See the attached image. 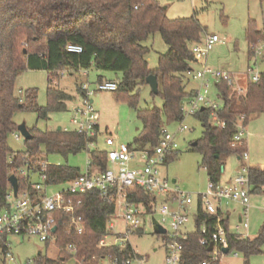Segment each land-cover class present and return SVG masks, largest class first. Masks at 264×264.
Masks as SVG:
<instances>
[{
    "label": "trees",
    "instance_id": "obj_1",
    "mask_svg": "<svg viewBox=\"0 0 264 264\" xmlns=\"http://www.w3.org/2000/svg\"><path fill=\"white\" fill-rule=\"evenodd\" d=\"M157 33L169 47V52L160 56L157 69L151 70L146 60L149 49L144 43ZM205 33L206 29L194 17L169 19L167 8L157 0H0V208L6 206L7 196L12 191L9 183L12 175H17L21 189L30 185L17 172L27 162L33 173H40L41 163L48 161L49 156L67 159L88 152L93 170L105 172L109 167L106 152L90 150L97 143L98 134L87 137L63 129L55 132L33 129L30 130L32 139L26 141L23 151L11 148L10 136L18 129L14 121L16 113L32 110L40 120H46L53 112L65 111L67 103L74 99L64 91L49 88L47 105L40 107L32 92L21 94V97L17 95L16 83L22 73L48 72L51 83L65 71L119 73L122 80L115 81L118 89L114 93L126 98L135 109H138L146 79L150 75L157 76L159 93L152 94L163 99V109L138 110V118L143 124L134 141L138 149L129 145L136 151L153 152L161 141L165 125L180 123L184 119L183 103L195 95V90L187 91L185 78L196 63L191 48L202 40ZM247 40L252 57L255 48L264 42V32L254 22L249 24ZM69 45L80 46L83 51L70 53L67 50ZM103 80L99 77V82ZM81 86L82 83H78L80 94ZM215 87L223 102L219 116L226 121V127L212 126L210 110L200 111L195 118L201 122L203 131L194 151L203 155V168L209 179L219 184L223 177V159L236 155L243 160L247 152V145L233 146L240 119L245 118L246 126L251 117L264 114V75L257 83L249 82L246 94L242 96L232 91L226 82ZM13 156L15 160L11 162ZM178 157L179 151L168 156L164 167ZM81 173L69 165L52 164L46 171L51 184L66 183ZM248 176L253 192L262 193L264 165L249 166ZM128 193L129 202L143 205L148 214H155L159 196L140 187ZM71 198L76 205L74 216L81 223L83 234H78L70 225L71 215L57 213L58 229L54 239L46 243V257L40 253L35 264H65L70 260H75L76 264L82 260L83 264H98L102 257L108 255L119 261L135 257L131 246L123 250L119 247L99 248L101 240L109 233L110 221L116 215L117 188L106 197L99 190H94ZM217 222V216L207 214L200 200L196 215L198 231L180 241L185 264H199L210 258L201 240L214 232ZM222 224L227 231L229 253L240 252L247 259L261 253L264 229L259 237L251 239L231 234L226 218ZM203 225L208 230L206 235L201 232ZM135 233L141 234L143 229ZM8 238L5 236L0 241L4 254L8 250ZM71 244L76 247L75 252L66 251ZM210 264L221 262L210 261Z\"/></svg>",
    "mask_w": 264,
    "mask_h": 264
},
{
    "label": "rangeland",
    "instance_id": "obj_2",
    "mask_svg": "<svg viewBox=\"0 0 264 264\" xmlns=\"http://www.w3.org/2000/svg\"><path fill=\"white\" fill-rule=\"evenodd\" d=\"M163 7L167 8L169 19L196 18L206 29L207 35H216L220 43L211 51L207 57V66L219 70L228 71L237 76L239 85L246 89L249 81L245 75L249 68L264 75V43L262 44V55L250 57V48L247 40V33L250 22H254L257 28L264 32V0H157ZM149 49L146 60L151 70L158 67L159 58L169 52V47L163 41L159 33L150 37L144 43ZM203 66L195 67L201 70ZM84 72L70 73L65 71L58 78L50 81V74L45 71H26L17 79L16 93L21 94L32 92L36 97V103L40 107L47 105V91L49 88L64 91L72 97H76L73 102L67 103V109L61 112H53L46 120H40L37 113L32 110L16 113L14 121L18 126L26 124L28 130L35 129L41 132H55L58 128H69L75 106L82 102L78 97V83H82ZM90 77L85 82L91 84L94 89L99 82V77L104 80H114L121 82L122 75L119 73L97 74L95 70L89 72ZM187 77V76H186ZM186 89L200 90L201 82L191 81L185 78ZM80 84V83H79ZM161 90V88H160ZM21 92V93H20ZM202 94L210 97L217 104H223L219 99L218 92L214 83L207 89H202ZM93 106L99 115L100 132L98 133L97 143L91 146V152L96 150L108 151L106 146L108 137L116 138L118 144L134 145L135 138L143 129V124L138 118V110L163 109L164 101L160 96H154L149 85L141 88L138 109L131 107L126 98L120 97L114 92H98L93 97ZM185 124L189 130L179 133V123L166 124L165 128L175 134L178 142L179 157L171 161L163 169V174L169 179L174 190L185 193L193 201L189 206L190 221L186 231L195 233L198 231L196 215L200 196L207 193L209 177L203 168V155L194 151V144L202 137V124L194 117H188ZM117 131V132H116ZM245 140L249 142V158L238 160L236 155L223 159L226 165V172L223 180L233 179L239 175L248 176V170L244 167L259 163L264 165V114L259 117H252L246 125ZM9 144L15 151H23L26 140L21 137L17 140L13 135L10 136ZM90 159V153L83 152L78 155L69 156L67 159L61 156H49L48 162L56 166H66L85 171ZM245 165V166H244ZM173 180L176 183H173ZM34 182H39V176H34ZM61 188H53L54 193ZM250 204L247 211L245 207L237 202H224L221 206L222 212L229 215L228 228L231 234L244 235L246 231L239 222V217L249 225L248 236L255 239L261 235L264 229V191L254 193L251 189ZM164 198H159L156 204L154 216L148 214L144 218L143 233H133L129 235V243L138 256L132 264H165L166 249L165 236L157 235L154 231V221L160 224L167 232L171 231V220L161 215L158 208L164 203ZM116 214L122 216L124 213L122 200L116 202ZM117 225H122L123 221L117 220ZM115 222V223H116ZM238 227H241L238 229ZM8 243L12 246V253L16 258V263L9 262L3 250L0 249V264H28L36 261L41 253L45 258L47 255L46 244L41 243L32 237H9ZM260 254L250 256L248 259L244 254L233 251L221 258V264H264V245ZM237 255V257H235ZM31 264H35L31 263ZM65 264H76L75 260H70Z\"/></svg>",
    "mask_w": 264,
    "mask_h": 264
},
{
    "label": "built area",
    "instance_id": "obj_3",
    "mask_svg": "<svg viewBox=\"0 0 264 264\" xmlns=\"http://www.w3.org/2000/svg\"><path fill=\"white\" fill-rule=\"evenodd\" d=\"M219 43L220 39L216 35H207L200 42L195 43L191 48V52L196 62H205L209 53ZM263 43L255 48V57L262 55ZM67 50L70 53H81L83 51L80 46L74 45H69ZM245 75L248 77V81L252 83H257L261 79V74L253 68H249ZM186 76L191 80L201 82V88L195 91L192 98L183 103L184 119L179 123V133L182 134L189 130V127L185 124L186 118H195L203 108L210 110L212 126L225 128L226 121L219 116L223 104H217L210 97L204 96L202 89H209L212 83L216 85L226 82L237 95H245L246 89L239 85L237 76L228 71L210 68L207 64H204L201 70L190 69ZM117 89L118 83L115 81L103 80L98 82L94 89L91 88L89 82H83L80 94L82 102L72 110L73 116L70 122L72 130L69 128L63 130L87 137L96 136L99 133L100 125L98 122L99 115L93 106V97L98 92H115ZM244 122L245 118L242 117L237 124V133L233 141L234 147L246 145V126ZM12 135L17 140L23 137L18 129ZM106 146L110 149L106 152L109 167L105 172L99 169L93 170L92 162L89 159L83 173L74 180L63 184L50 183L46 174L50 165L47 160L41 163L42 171L40 173H33V168L28 162L23 168H19L18 175L25 177L30 185L24 189H21L19 185L17 195L14 194L12 189L7 196L6 206L0 208V241L5 236L32 237L46 244L54 239L57 232H54V229L57 228L56 214L59 212L71 215L70 225L75 227L78 234H83L81 223L74 216L76 205L71 197L94 190H99L106 197L113 189L117 188L116 202L122 200L124 213L121 217L116 214L110 221L108 225L109 233L101 240L99 248L119 247L122 250L126 249L127 246H131L129 235L144 227V218L147 215L143 205L128 201V192L135 187H140L165 200L158 208L161 215L171 220V231L167 232L165 239L167 254L165 264H185L180 241L187 238V235L183 232V227L190 221L188 208L193 204V201L187 194L174 190L169 179L163 174L166 158L178 149L175 134L170 133L164 127L161 141L153 152L136 151L130 148L129 145L118 144L114 137H108ZM248 158L249 154L246 152L244 159L247 160ZM14 160L15 156L11 157L10 161L13 162ZM245 169L248 170V168ZM30 174L33 175L30 176ZM15 176L17 177V175ZM33 176H39L40 181L34 182ZM61 187L62 189L54 193L51 192V189ZM251 189L249 178L242 175H239L233 183L226 185L209 181L208 191L200 196V200L205 212L217 216L218 222L214 232L201 240V245L207 247V249L211 245L214 247L212 252H209L210 258L199 264H210V261L221 262V258L226 255L223 249L228 248L227 231L222 224L225 216L222 213L219 215L221 206L224 202H237L243 205L247 211L250 204ZM117 220L123 221V224L121 226L117 225ZM241 224L246 231L241 236L249 237L248 223L243 222L242 219ZM201 232L207 234L208 230L205 225L201 227ZM7 248L6 259L11 263H16L12 246L9 243ZM131 248L133 249L132 246ZM66 251L75 252L76 247L71 244L66 248ZM133 252L135 257L132 259L119 261L108 255L102 257L98 264H132L137 260L134 249ZM34 262L30 261L28 264ZM83 262L84 260L79 263L83 264Z\"/></svg>",
    "mask_w": 264,
    "mask_h": 264
},
{
    "label": "water",
    "instance_id": "obj_4",
    "mask_svg": "<svg viewBox=\"0 0 264 264\" xmlns=\"http://www.w3.org/2000/svg\"><path fill=\"white\" fill-rule=\"evenodd\" d=\"M25 53H27V51H25ZM146 84L149 85L152 89V92L154 94H158L159 93V83H158V78L155 75H150L147 79H146ZM205 108L202 109V111H204ZM59 131L62 130V128H58ZM18 131L21 133V135L24 137V139L26 141H29L32 139V134L30 132V130H28L26 124H22L20 126H18ZM197 143L194 144V146H196ZM222 172H224V166L221 167ZM9 183L14 191V194L17 195L18 191H19V181L18 178L15 175H12L9 179ZM173 183L175 184L176 181L173 180ZM241 221V220H240ZM57 231V228L54 229V232ZM154 231L155 234L157 235H161V236H165L167 234V230L165 228H163L160 224H158L156 221H154ZM213 245H211L208 249V252H212L213 250ZM224 254H229V248H224L223 249Z\"/></svg>",
    "mask_w": 264,
    "mask_h": 264
},
{
    "label": "crops",
    "instance_id": "obj_5",
    "mask_svg": "<svg viewBox=\"0 0 264 264\" xmlns=\"http://www.w3.org/2000/svg\"><path fill=\"white\" fill-rule=\"evenodd\" d=\"M207 60L205 61V62H196L195 64H193V67L192 68H194L195 69V67H199L200 66V64H201V66H203L204 64H207ZM81 72H84V74H83V79L81 80L82 81V83L83 82H85L86 81V79H89V77H90V74H89V72L90 71H80L79 73H81ZM97 72V71H96ZM97 74H102V73H100V72H97ZM187 79H188V82L190 83L191 81H193V80H191V79H189L188 77H187ZM80 84H81V82H79ZM193 90V89H192ZM78 97H80V93H79V90H78ZM74 99H73V101H75L76 100V97H73ZM72 101V102H73ZM259 116H261V115H255L254 117H259ZM252 118V117H251ZM99 132H100V126H99ZM117 132V131H116ZM246 145H247V152H248V154H249V142H247V140H246ZM110 149V148H109ZM104 152H107V151H104ZM238 158V157H237ZM238 160H240L241 161V159L240 158H238ZM254 165H260L259 163H253ZM252 165V164H251ZM251 165H249V166H251ZM245 166V165H244ZM249 166H245L244 168H248ZM225 172H226V165H224V172H223V174H225ZM237 178V176L235 177V178H233V179H229V180H223V177H222V181H221V184H231V183H233L234 182V180ZM221 213L225 216V218L227 219V222L229 221V215L228 214H225L224 212H222V210H221ZM242 217H239V222L241 223L242 222ZM241 220V221H240ZM186 227H187V225H185L184 227H183V232H184V234H186V235H188V234H191V233H188L187 231H186ZM241 227H238V229H240Z\"/></svg>",
    "mask_w": 264,
    "mask_h": 264
}]
</instances>
